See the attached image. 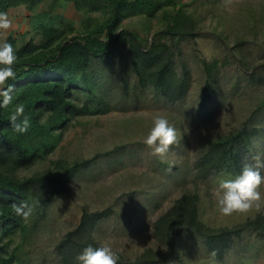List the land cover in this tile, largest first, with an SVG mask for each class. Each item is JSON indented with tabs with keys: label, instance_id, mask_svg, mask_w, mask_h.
I'll list each match as a JSON object with an SVG mask.
<instances>
[{
	"label": "rangeland",
	"instance_id": "374dc122",
	"mask_svg": "<svg viewBox=\"0 0 264 264\" xmlns=\"http://www.w3.org/2000/svg\"><path fill=\"white\" fill-rule=\"evenodd\" d=\"M50 5L55 16L81 26L83 17L73 3L47 0L43 9ZM181 5L196 24L191 33L169 37L177 52L176 73H183L184 64L191 72L185 95L172 103L154 87L142 86L124 52L118 53L113 62L95 65L91 75L97 97H104L109 111L74 119L56 151L23 174L54 166L59 159L73 163L101 155L81 168L69 184L70 192H60L45 216L33 215L28 231L15 235L11 248L21 247L18 264H62L57 247L81 223L85 207L91 211L111 209L110 215L96 225L95 239L100 244L110 243L132 264H143L135 261L148 248L161 254L168 252L169 248L155 236L154 223L186 192L198 193L201 218L212 226H233L264 215V208L247 215H220L212 190L220 179L235 177L224 174L195 180L194 168L209 140L244 126L257 129L246 153V164L253 163L256 155L264 159V0H233L228 7L224 0H179L175 11ZM168 9L173 10V6ZM7 13L13 25L0 31V41H6L14 31H30L26 36L29 40L34 34L31 13L24 6ZM163 16L160 12L149 22L146 16L134 15L123 26L153 40L157 29L166 24ZM39 38L36 35L35 39ZM215 61V91L201 107L207 81L205 63ZM90 98L87 90H76L79 103ZM157 114L166 116L180 136L164 162L143 143ZM261 171L264 174V169ZM260 191L264 194V185ZM176 253L177 258L159 264H264V237L256 232L243 234L225 259L218 261L203 237L190 231L179 238Z\"/></svg>",
	"mask_w": 264,
	"mask_h": 264
},
{
	"label": "trees",
	"instance_id": "16d2710c",
	"mask_svg": "<svg viewBox=\"0 0 264 264\" xmlns=\"http://www.w3.org/2000/svg\"><path fill=\"white\" fill-rule=\"evenodd\" d=\"M65 1L73 3L82 15L80 27L55 16L52 5L43 9L47 0H0V11L24 6L34 24V34L29 40L26 36L30 31H14L6 39L15 49L17 60L16 77L7 82L13 87L12 102L0 107V264H18L21 247L11 248L15 235L28 231L33 215L45 216L60 192H70L69 184L81 168L88 167L101 155L73 163L59 159L54 166L23 174L56 151L74 119L109 111L104 97H97L91 75L96 64L113 62L118 53H126L141 85L161 91L172 103L183 98L191 75L187 64L182 74L176 73L177 52L169 42L170 36L191 33L196 26L185 5L175 11L179 0ZM169 6H173V10L170 11ZM160 12L164 13L166 24L157 29L153 40L144 39L137 30L123 26L124 21L134 15L146 16L152 22ZM36 35L40 36L38 40ZM205 65L207 81L201 93V107L212 99L215 91L213 78L217 63L206 62ZM77 89L87 90L91 98L79 103L75 99ZM2 99L0 97V103ZM18 104L25 106V115L31 123L25 134L16 133L11 126L10 116ZM256 133L257 129L244 126L209 140L194 164L195 180L240 174ZM21 201L32 209L27 219L17 215L12 207ZM110 212V208L91 211L85 207L81 223L68 232L57 247L62 264H78L75 257L88 244L100 246L94 229ZM154 227L156 238L169 250L161 254L148 248L136 263L159 264L177 258L178 240L190 231L202 236L209 252L215 251V258L223 261L243 234L256 232L264 237V215L260 213L233 226H212L201 218L198 193L186 192L156 220ZM118 254V264H132Z\"/></svg>",
	"mask_w": 264,
	"mask_h": 264
},
{
	"label": "clouds",
	"instance_id": "9594fccd",
	"mask_svg": "<svg viewBox=\"0 0 264 264\" xmlns=\"http://www.w3.org/2000/svg\"><path fill=\"white\" fill-rule=\"evenodd\" d=\"M232 2L233 0H224L226 7L231 6ZM12 25L13 21L8 13L0 11V30L7 31ZM16 60L17 56L12 44L6 41L0 42V97L3 98L0 107H7L12 102L13 87L7 82L16 77L14 71ZM10 121L13 130L18 134L27 133L31 126L23 104L15 107ZM179 139L177 129L170 124L167 117L157 114L152 118V126L143 143L152 150L153 156L159 157L164 162L171 147L178 144ZM252 159L253 163L245 164L234 179H220L212 190L215 206L220 215L225 217L247 215L253 210L260 212L264 208V194L260 191L261 185H264V174L261 171L264 169V159L260 155ZM12 207L23 219H27L32 211L23 201L13 204ZM215 255L213 251L211 256ZM75 259L78 264H118L120 257L110 243L104 242L98 247L88 244Z\"/></svg>",
	"mask_w": 264,
	"mask_h": 264
},
{
	"label": "crops",
	"instance_id": "0c3cea01",
	"mask_svg": "<svg viewBox=\"0 0 264 264\" xmlns=\"http://www.w3.org/2000/svg\"><path fill=\"white\" fill-rule=\"evenodd\" d=\"M14 9V8H13ZM16 9V8H15Z\"/></svg>",
	"mask_w": 264,
	"mask_h": 264
}]
</instances>
